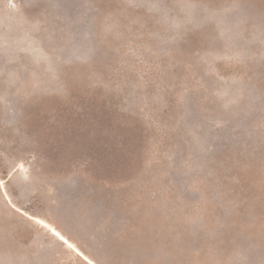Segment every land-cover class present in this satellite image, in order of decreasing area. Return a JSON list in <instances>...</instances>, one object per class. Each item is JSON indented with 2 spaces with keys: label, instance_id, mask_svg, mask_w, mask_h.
<instances>
[{
  "label": "rangeland",
  "instance_id": "rangeland-1",
  "mask_svg": "<svg viewBox=\"0 0 264 264\" xmlns=\"http://www.w3.org/2000/svg\"><path fill=\"white\" fill-rule=\"evenodd\" d=\"M0 179L98 264H264V0H0ZM0 264H86L6 199Z\"/></svg>",
  "mask_w": 264,
  "mask_h": 264
},
{
  "label": "bare ground",
  "instance_id": "bare-ground-1",
  "mask_svg": "<svg viewBox=\"0 0 264 264\" xmlns=\"http://www.w3.org/2000/svg\"><path fill=\"white\" fill-rule=\"evenodd\" d=\"M0 184L3 187V190L5 192V197L7 199V201L15 208L17 209L20 213L28 215V217L30 219H32L37 225H39L40 227L46 229L51 235L52 237H54V239L56 241H58L59 243H61L62 245H64L66 248L71 249L77 256H79L86 264H98L94 259L90 258L86 253H84L81 249H79L74 242H72L64 233H62L53 223H51L50 221L41 218L39 216H33L32 214L26 212L25 210L15 206L9 195L7 194L5 188H4V181L2 179H0ZM59 233L60 236H62L64 239L61 240L60 236H57L55 233ZM65 241H67V243H65Z\"/></svg>",
  "mask_w": 264,
  "mask_h": 264
},
{
  "label": "snow or ice",
  "instance_id": "snow-or-ice-1",
  "mask_svg": "<svg viewBox=\"0 0 264 264\" xmlns=\"http://www.w3.org/2000/svg\"><path fill=\"white\" fill-rule=\"evenodd\" d=\"M57 236H60V234L57 232L55 233ZM60 239L63 240L64 238L62 236H60ZM65 243H67V241H65Z\"/></svg>",
  "mask_w": 264,
  "mask_h": 264
}]
</instances>
